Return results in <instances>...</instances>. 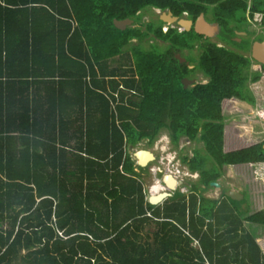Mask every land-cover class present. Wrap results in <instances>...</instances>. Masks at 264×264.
Returning a JSON list of instances; mask_svg holds the SVG:
<instances>
[{"label":"trees","instance_id":"trees-1","mask_svg":"<svg viewBox=\"0 0 264 264\" xmlns=\"http://www.w3.org/2000/svg\"><path fill=\"white\" fill-rule=\"evenodd\" d=\"M201 1L215 3L223 40L238 43L234 29L248 9L264 26V0H29L32 8L0 0V30L27 32L0 38V264H264L244 223L264 224V192L204 195L225 168L264 170V85H255L259 101L247 88L249 80L264 83V64L208 41L205 83L184 87V73L160 51L153 61L141 52L131 77L107 67L134 35L115 18L147 4L181 13ZM43 21L47 35L36 31ZM153 31L177 46L188 40ZM243 102L258 113L236 115ZM163 129L175 146L183 137L202 141L218 170L205 168L195 149L183 161L199 178L154 205L147 168L129 148L153 145ZM153 224V236L144 234Z\"/></svg>","mask_w":264,"mask_h":264},{"label":"flooded vegetation","instance_id":"flooded-vegetation-1","mask_svg":"<svg viewBox=\"0 0 264 264\" xmlns=\"http://www.w3.org/2000/svg\"><path fill=\"white\" fill-rule=\"evenodd\" d=\"M249 1V0H248ZM124 3L122 4V8L124 9ZM198 5H208L207 11H198ZM215 3H210L206 1L197 2L189 9H184L181 13H175V10L172 7H158L153 6V4L145 5L141 9H137L132 16H126L122 19L118 20H129L125 22L124 28H119L125 33L128 34L127 31H132L134 35H132L128 42L124 44L120 48L119 54L113 56L109 59V70L112 68H119L117 78H126L132 76V68L136 69V62L128 61L130 57H127V52L129 54L133 53L135 47H140L143 51L152 55L151 60L153 61V51L161 52L160 57L167 60L169 66L178 68L181 72L184 73L182 77V82L185 85L184 81H187V87L192 86L194 84H199L204 81H199V75L202 74L206 79V75L200 69V57L201 54L205 51L206 43L216 42L221 46H228L235 49L239 48V50L247 52L248 50H243L240 47H237L232 43V41H228L222 39L221 33L223 30L221 29L218 21L217 14L213 12V7ZM193 7H197L196 10H193ZM182 8V5H181ZM171 14L173 17H177V20L174 22L165 21L162 17ZM203 14L205 21L209 22L210 25L217 26L216 30L212 35H208L206 33H201L197 31V25L199 23L205 25V21L201 22L200 16ZM245 20L243 19L242 23H240V29H234L236 35L232 37L234 41L242 42L243 40L248 41L252 40L254 43L255 37L263 34L252 33L251 29H253V18L250 16V10L246 11ZM116 19V18H115ZM114 19V20H115ZM180 21H186V25L180 23ZM115 24V22H114ZM233 25V24H231ZM116 26V25H115ZM118 28V27H117ZM159 28V29H158ZM154 30H160L164 33L170 32H178L184 37H188L187 42L183 46H177L170 40H164L156 35L157 32ZM254 30V29H253ZM131 33V32H130ZM239 35V36H237ZM264 40V39H262ZM261 41V40H260ZM152 47V48H151ZM252 48V47H251ZM188 53H192L193 57L187 56ZM119 57L116 64L111 63V60ZM125 62V65L122 63ZM153 65V64H152ZM136 78L139 77L138 74L133 75ZM194 81V83H193ZM208 81V80H207Z\"/></svg>","mask_w":264,"mask_h":264},{"label":"rangeland","instance_id":"rangeland-1","mask_svg":"<svg viewBox=\"0 0 264 264\" xmlns=\"http://www.w3.org/2000/svg\"><path fill=\"white\" fill-rule=\"evenodd\" d=\"M257 17L259 19V16H257ZM236 19H239V16L237 17V15H236ZM239 29H240V26H239ZM253 29H251L252 33L256 32L257 34H264V26L261 25L258 21H254ZM237 36H239V35H237ZM249 40L251 41V39H249ZM256 40H258V39H256ZM226 42L230 43L228 41H226ZM231 44H233V45H235L237 47H240L243 50H248L247 52H245V51L239 50V48H236L237 51L243 52L244 54L249 56L250 53H251V47H252L253 43H252V41L250 43L249 41L243 40L242 42L231 43ZM142 51L143 50L140 47H135V49L133 50V53L129 54L127 52L126 58L130 57V59H127V60L129 62L130 61L136 62V60L138 58V55ZM189 55H190V57H193L192 53H188L187 54V56H189ZM117 59H119V57H116V58L112 59L111 63L116 64V62L118 61ZM251 61H252V63L257 64L256 61L253 58H252ZM125 64H126L125 62L122 63V65H125ZM198 78H199L200 82L204 81V83L207 82V80H208V78L206 77V79H205L202 74H200ZM259 83L264 85V83L262 81L252 82V80H249L247 82V88L249 89V91H251V93L256 95L258 101H259V98H258V94L256 92L255 85H257ZM258 110H259V105H252L249 102H243V103H241L239 105V107H238V109L236 111V115L243 116V117H246L248 115L252 116V115L258 113ZM168 136H169L168 130L167 129H163L161 131V135H159L156 138V140L154 141L153 145H149L147 140L144 139V140L140 141L136 146L130 148L132 152H135V151L140 150V149H148V150L154 151V153H155L156 158L153 159L152 161H150L147 164V166L145 167V168H147V170L142 172V177H143L142 179L144 181V186H145V189L147 190L148 197H149L150 194H152V186L153 185L154 186H158V187L160 185V187L163 190L167 189L166 187H163L159 182L156 181L157 177L162 179L163 175L165 173H167L166 170H164V168L166 167V164L162 165L163 172L157 174V176L154 174V170L153 169L155 167H158V160H160V157L164 154V153L161 152L162 151L161 150L162 146L160 144L162 143L163 138H164V140H167ZM183 138H184L183 140L185 141L184 143L187 146L185 148V152L186 153L191 154L195 149H198L200 151L199 152V154H200L199 155V159L202 158L204 160L205 168H207L210 172L218 170L217 169L218 168L217 162L206 151V149L204 147V143L202 141H192L191 142L190 140L186 139V137H183ZM167 141H169V139ZM182 168L185 171L190 172L187 167L185 168V167L182 166ZM172 169L175 170L174 167H172ZM224 172L226 173L228 178L225 176L224 178L223 177L220 178V180L223 181L224 185H226L225 187L228 188V187H232L233 186V187H235V189H241L242 191H245V190L257 191L259 189L261 193L264 192V170H261V168H259V170H258V168L255 169L256 173H254L253 171H250V170L247 173H245L244 169H241L240 167L234 168L232 166V167L226 168V171H224ZM194 176H196L195 173H194ZM254 176L257 177V178H260L262 180H260V181L255 180L256 178ZM188 180L189 181L191 180L192 182H195L194 180H196V177L188 176L187 181ZM212 187L213 188H211V189L214 191L213 195H216V196L218 195L219 196L220 190H215L214 186H212ZM224 190H226V188ZM210 192H212V191H210ZM170 198L171 197L165 198V199H170ZM160 203H162V202H160ZM245 224H246L247 228L249 227L248 229H250V227H253V225L250 222H248V221H246ZM255 227L256 226H254V228ZM260 227L262 228V226H257L255 228V232L259 236V238H261L264 235L263 228L261 229ZM154 230H155L154 229V224H153V226H147L146 230H144V234H150L151 236H153ZM195 245H197V244H195Z\"/></svg>","mask_w":264,"mask_h":264},{"label":"water","instance_id":"water-1","mask_svg":"<svg viewBox=\"0 0 264 264\" xmlns=\"http://www.w3.org/2000/svg\"><path fill=\"white\" fill-rule=\"evenodd\" d=\"M162 19L165 21L174 22L175 20H177V17H173L171 14H169V15L162 17ZM200 19H201V22L205 21L203 14H201ZM126 21H129V20H118V19L114 20L115 25L118 28H124ZM205 22H206L205 25L201 23L197 25V31L201 33H206L208 35H212L214 33V30H216L217 26L210 25L209 22L207 21ZM180 23L183 25H186V23L188 22L180 21ZM251 55L253 59L264 64V40L254 41V43L252 44V48H251ZM184 82H185L184 87H187V84H186L187 81H184ZM144 154H146L149 157V160L145 161ZM132 156L136 159L137 164L143 167H146L150 161L155 159L154 152L148 149L137 150L132 153ZM163 182L171 190H176L177 186L179 185L178 179L172 173H165L163 175ZM211 186L221 187V183L219 181H212ZM225 193L227 196L235 200H242L245 196L244 193H242L241 191L237 189H229V190H226ZM172 195L173 193L171 191L163 190L156 194H153V193L150 194L148 199L150 203L157 205L160 202H163L165 198L170 197Z\"/></svg>","mask_w":264,"mask_h":264},{"label":"crops","instance_id":"crops-1","mask_svg":"<svg viewBox=\"0 0 264 264\" xmlns=\"http://www.w3.org/2000/svg\"><path fill=\"white\" fill-rule=\"evenodd\" d=\"M8 2H7V5L9 4V5H18L20 2H22L23 0H7ZM29 0H26V2H25V4H24V8H32V7H34L35 5H36V3L35 2H29V3H27ZM12 3V4H11ZM23 3V2H22ZM4 5H5V3H4ZM8 5V6H9ZM12 7V6H11ZM13 7H15V6H13ZM22 17H23V15H22ZM17 15L15 14V15H13L12 17H11V19H13V20H17ZM32 21V20H31ZM48 27H49V25L45 22V21H43V23H42V25H40L37 29H36V31L38 32V33H40V34H42V35H47V29H48ZM23 28V27H22ZM4 31L5 30H0V38H7V37H18V36H22V34H27V32H26V30L24 31L23 29H21V28H19V26H16V27H12L10 30H8L7 32H6V34L4 33ZM23 32V33H22ZM4 35V36H3ZM41 41L42 42H44V40H42L41 39ZM107 67H109V66H107ZM134 69V68H133ZM136 74V73H135ZM87 79H90V77L88 76L87 77ZM204 83V82H203ZM195 85V84H194ZM38 92H39V90H38ZM184 138H182L181 140H180V143H179V145L178 146H175L173 143H172V145H173V148H180V145H183L182 146V148L180 149V158H181V162H182V166L183 167H187L188 169H189V167H188V164L186 163V162H184L183 161V157L184 156H187L189 159H191L193 156H194V151L191 153V154H188V153H186L185 152V148L187 147L186 146V144H184V140H183ZM186 139H188V138H186ZM189 140V139H188ZM190 142V141H189ZM129 151L131 152V154L133 153L132 151H131V149L129 148ZM154 152V151H153ZM155 154V153H154ZM136 160V159H135ZM140 166V165H139ZM141 167H143V166H141ZM136 170L137 171H140L138 168H136ZM224 171H226V168H225V170ZM198 173V172H197ZM225 172H223V174H222V176L221 177H219L218 178V181L221 183V187H216V186H214V188H215V190H220V194H219V196L217 195H213L214 194V191L211 189V188H213V187H209V188H207V189H205V192H204V195H206L207 197H210V198H219L220 196H221V194H222V192H223V190L226 188V190H229V189H235V187H225L226 185H224V183H223V181H221L220 180V178H224L225 176L228 178V176L226 175V173L224 174ZM199 174V173H198ZM189 181V180H188ZM191 181V180H190ZM229 182V181H228ZM237 190H239V191H241L242 193L244 192V191H242L241 189H237ZM210 191H212V192H210ZM217 192V191H216ZM215 192V193H216ZM246 222V221H245ZM244 222V223H245ZM249 222V221H248ZM252 225H253V227H250V231L254 234V236L256 237V239L258 240V242H259V244H260V246L262 247V249H263V251H264V235L261 237V238H259V236L256 234V232H255V228L257 227V226H262V228H263V231H264V224H260V223H254V222H250ZM245 226H246V224H245ZM254 226H256L255 228H254ZM247 227V226H246ZM249 228V227H248ZM261 228V227H260ZM261 228V229H262ZM260 234V233H259Z\"/></svg>","mask_w":264,"mask_h":264},{"label":"built area","instance_id":"built-area-1","mask_svg":"<svg viewBox=\"0 0 264 264\" xmlns=\"http://www.w3.org/2000/svg\"><path fill=\"white\" fill-rule=\"evenodd\" d=\"M162 146L161 152L164 153L160 160H158V167H155L154 174L157 176V174L163 172L162 165L166 164V167L164 170H166L167 173H172L179 181V185L177 186L176 190H171L168 187H166L161 178L156 179L157 182H159L163 187H166V190L171 191L173 194L176 193V191L179 189L182 193L188 192V185L186 184L188 176L194 177V173H190L188 171H185L182 168V162L180 158V149L183 145H180V148L173 149L170 140H163L160 144ZM174 167L175 170L172 169ZM152 169V168H151ZM195 244H197V241H195Z\"/></svg>","mask_w":264,"mask_h":264},{"label":"clouds","instance_id":"clouds-1","mask_svg":"<svg viewBox=\"0 0 264 264\" xmlns=\"http://www.w3.org/2000/svg\"><path fill=\"white\" fill-rule=\"evenodd\" d=\"M159 135H161V133L159 134ZM158 135V136H159ZM168 139L170 140V144H171V146H172V148H173V145H172V141H171V138H170V135L168 136ZM167 139V140H168ZM163 140H164V138H163ZM185 144V143H184ZM174 149V148H173ZM175 149H177V148H175ZM155 158H156V156H155ZM189 171L191 172V173H195L196 174V176H194V177H196V180L199 178V175L200 174H198L199 172L198 171H191L190 169H189ZM198 172V173H197ZM218 181V180H217ZM162 182H163V178H162ZM163 184L165 185V183L163 182ZM166 186V185H165ZM167 187V186H166ZM163 191V190H162ZM168 198V197H167Z\"/></svg>","mask_w":264,"mask_h":264},{"label":"bare ground","instance_id":"bare-ground-1","mask_svg":"<svg viewBox=\"0 0 264 264\" xmlns=\"http://www.w3.org/2000/svg\"><path fill=\"white\" fill-rule=\"evenodd\" d=\"M144 159H145V161H146V160H149V157H148L146 154H144ZM156 187H158V186H156ZM158 188L162 189V188L160 187V185H159ZM164 190H165V189H164ZM155 193H158V192H155Z\"/></svg>","mask_w":264,"mask_h":264}]
</instances>
